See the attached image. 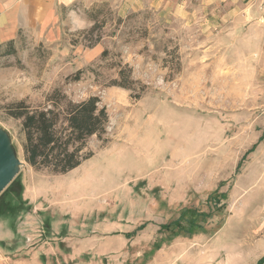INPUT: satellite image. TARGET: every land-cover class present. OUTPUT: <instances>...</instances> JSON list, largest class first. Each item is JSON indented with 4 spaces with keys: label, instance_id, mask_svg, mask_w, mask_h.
Returning <instances> with one entry per match:
<instances>
[{
    "label": "rangeland",
    "instance_id": "374dc122",
    "mask_svg": "<svg viewBox=\"0 0 264 264\" xmlns=\"http://www.w3.org/2000/svg\"><path fill=\"white\" fill-rule=\"evenodd\" d=\"M57 32L0 46V133L25 202L0 217V264H257L264 0L107 3L64 12ZM55 90L98 97L109 116L93 156L66 175L25 162L13 117Z\"/></svg>",
    "mask_w": 264,
    "mask_h": 264
},
{
    "label": "trees",
    "instance_id": "16d2710c",
    "mask_svg": "<svg viewBox=\"0 0 264 264\" xmlns=\"http://www.w3.org/2000/svg\"><path fill=\"white\" fill-rule=\"evenodd\" d=\"M107 55L106 50L102 58ZM81 74L82 71H78L72 79L79 81ZM125 74L120 71L121 81ZM127 79L129 84L117 82L118 86L129 88L134 82L130 75ZM13 117L21 120L25 134V162L37 171L46 170L56 175H66L89 160L93 156L87 150L90 139L102 140L109 123L106 108L100 106L98 97L74 101L61 90L53 91L38 107H31L25 101L17 103ZM220 203L221 198L214 199L215 207ZM24 207L23 186L14 182L0 196V217L13 215ZM257 264H264V257Z\"/></svg>",
    "mask_w": 264,
    "mask_h": 264
},
{
    "label": "crops",
    "instance_id": "0c3cea01",
    "mask_svg": "<svg viewBox=\"0 0 264 264\" xmlns=\"http://www.w3.org/2000/svg\"><path fill=\"white\" fill-rule=\"evenodd\" d=\"M154 0H0V46L26 33L57 36L63 13L111 3L119 11H139Z\"/></svg>",
    "mask_w": 264,
    "mask_h": 264
},
{
    "label": "water",
    "instance_id": "95a60500",
    "mask_svg": "<svg viewBox=\"0 0 264 264\" xmlns=\"http://www.w3.org/2000/svg\"><path fill=\"white\" fill-rule=\"evenodd\" d=\"M18 160L9 148L6 137L0 133V196L12 183Z\"/></svg>",
    "mask_w": 264,
    "mask_h": 264
}]
</instances>
